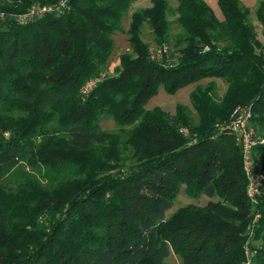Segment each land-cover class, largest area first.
Listing matches in <instances>:
<instances>
[{"label":"trees","instance_id":"16d2710c","mask_svg":"<svg viewBox=\"0 0 264 264\" xmlns=\"http://www.w3.org/2000/svg\"><path fill=\"white\" fill-rule=\"evenodd\" d=\"M134 1L0 0V264H165L170 252L180 264H243L251 227L253 262L264 264V182L252 204L228 129L233 110L249 106V125L264 139V53L250 9L217 0L218 17L204 0H177L173 61L171 8L153 0L132 15L120 69L103 74ZM36 4L60 6L19 22ZM255 16L264 28L263 1ZM212 78L226 83L223 95ZM189 84L196 121L183 105L171 114L145 108L159 86L174 93ZM104 116L117 129H102ZM253 157L264 167V144ZM21 162L43 165L54 186L29 178L11 186ZM182 185L223 202L166 219Z\"/></svg>","mask_w":264,"mask_h":264},{"label":"rangeland","instance_id":"374dc122","mask_svg":"<svg viewBox=\"0 0 264 264\" xmlns=\"http://www.w3.org/2000/svg\"><path fill=\"white\" fill-rule=\"evenodd\" d=\"M165 1L168 3L169 7L171 8V10L167 14V18L170 20L168 45L170 52L173 53L172 56L173 61H177L176 56H178V53L176 52V48L173 46L174 40L172 38L179 31V27L174 21L176 14H174L173 12L174 8L177 5V0H165ZM204 1H206L208 5H210V7L214 10L215 14L218 17H221V12L217 5V0H204ZM239 1L242 5L247 6L250 9L249 20L250 22H252V24L255 27L256 36L258 40H260V42L262 43V50L264 53V28L261 26V24L259 23V21L256 19L255 16L256 7L261 1L264 2V0H239ZM39 5L40 4H36V6ZM31 7L32 6H30L26 11H29ZM151 7H153V0H135L130 5L128 10L123 14L121 18L120 28L117 31H115L114 34L112 35L114 41V47L110 56L107 59L106 69L104 70L103 74L112 75L115 73V71L120 69V64H119L120 56L130 51L129 43L127 40L128 37L127 30L132 20V15L134 13H143L145 10H148ZM56 10L58 9H54L52 11L56 12ZM52 11H50L49 13H51ZM141 30H142L143 40L149 45L151 52L153 54V52L158 48V45L154 43L151 29L147 24H143L141 26ZM212 79L215 80L216 82L217 95L218 96L223 95L226 89V83L219 78H212ZM209 80L210 79H203L199 83L203 85ZM96 81H97L96 79L93 80L88 79L87 81L84 82L83 85L87 86V88H90V86L92 87ZM83 85L81 86V89ZM194 86L195 84L186 85L182 88H179L174 93H168L165 91V89H163L162 86H159L156 94L153 95L145 104V108L151 109L157 106L162 110H164L165 112L171 114L175 111V107L177 105H183L186 106L189 110H191L192 116L196 121L197 115H195L194 110L191 108V104L189 100V92L194 88ZM100 126L104 130L111 131L117 129V125L115 121L111 117H106V116L101 117ZM8 134L9 133L5 131L2 133V136L6 138ZM259 140L263 143L259 142L258 144H264V139L260 138ZM240 153H241V149H240ZM48 174L49 172L46 173L43 165H37L35 167H32L31 165L28 164V162H21L20 167L15 169L13 173L9 176V180L13 182L11 183L9 181V184L11 186L12 185L14 186V184L16 185L23 179L29 178L36 180L42 186L45 185L47 187H52L54 186V182L52 179L48 177L49 176ZM208 201L223 202L217 195H214L213 197H208L204 194L199 196H190L184 192V186L182 185L180 187L179 192L176 194L173 200V205L171 206V208H169L166 211V219L169 218L175 211H177L180 208L192 206V208L188 209L187 211L194 210L195 208L204 207L208 203ZM255 219L256 216H254L253 220ZM248 232H249L248 239H246V241L243 244V252H244L243 264H245L247 260H249L250 264H254L252 259L253 251L251 250V248L253 246H258L259 241L254 240V238H252L253 235L252 227L249 228V231L247 230V233ZM250 236L251 238L249 239ZM164 263L180 264L181 259L178 255L174 254L173 252H170V254L164 259Z\"/></svg>","mask_w":264,"mask_h":264},{"label":"built area","instance_id":"2783aa9c","mask_svg":"<svg viewBox=\"0 0 264 264\" xmlns=\"http://www.w3.org/2000/svg\"><path fill=\"white\" fill-rule=\"evenodd\" d=\"M60 5H33L29 11L17 15L19 22L23 23L33 16L49 13L54 9L59 10ZM56 10V11H58ZM53 12V11H52ZM92 78L91 80H93ZM92 87H82V92L86 93ZM251 109L249 106H237L232 113V118L229 121L228 129L234 134L237 143L241 149L243 172L246 179L245 193L248 200L252 204L258 202V196L261 193V186L264 182V167H262L253 157V148L261 142L249 125ZM263 143V142H261ZM257 217V215H255ZM245 264H250L249 260Z\"/></svg>","mask_w":264,"mask_h":264}]
</instances>
